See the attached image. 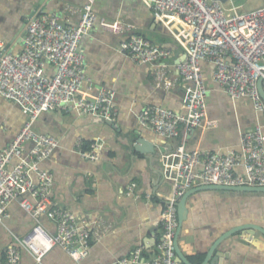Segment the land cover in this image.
Masks as SVG:
<instances>
[{
  "label": "crops",
  "instance_id": "1",
  "mask_svg": "<svg viewBox=\"0 0 264 264\" xmlns=\"http://www.w3.org/2000/svg\"><path fill=\"white\" fill-rule=\"evenodd\" d=\"M231 1L239 7L235 0ZM85 2L0 0V38L7 51L20 53L27 34L24 31L37 11L58 14L64 23L76 25L80 14L69 7L80 8ZM94 9L109 24L121 19L132 23L136 34L169 49L171 55L157 65L139 64L121 50L129 35L110 31L101 22H96L83 37L85 73L96 86L90 97L103 86L114 88L116 120L60 108L43 112L35 122V129L59 139V147L41 162L42 168L54 174L52 202L72 212L93 235L99 228V239L92 238L90 253L80 263L56 245L41 263L23 249V264H115L130 258L138 247L143 248L145 259L153 258L160 247L159 220L166 202L164 195L171 191V184L163 178L162 153L180 142L191 151L239 150L242 134L257 124L264 127V112H258L248 98L233 100L213 80L214 67L208 61L202 63L208 89V112L203 126L192 133L182 126L178 138L165 137L142 126L138 114L148 106L186 113L187 83L176 67L185 60L186 53L175 34L187 40L190 31L172 17L167 18L166 24L157 21L154 10L141 0H95ZM161 69L167 72L170 88L157 85L155 77ZM44 73L53 76L55 65L46 61ZM26 119L20 105L0 94V149L16 138ZM142 137L155 143L156 154L136 150L137 140ZM96 143L101 144L99 160L82 158L79 150H90ZM26 148L32 149L33 144L27 143ZM18 162L15 158L12 165ZM32 176L38 183L36 174ZM133 183L140 197L127 194ZM25 197L35 201L28 193ZM187 208L179 245L192 264H203L213 245L230 230L244 225L264 228V193L199 190L190 194ZM9 214L6 225L0 223V264L5 260L6 248L16 244L15 235L24 236L36 225L19 199L10 203ZM40 224L52 235L57 232L56 222L47 215L41 217ZM216 252L228 253V257H222L221 264H264V234L258 228L237 231L218 244L213 256Z\"/></svg>",
  "mask_w": 264,
  "mask_h": 264
},
{
  "label": "built area",
  "instance_id": "2",
  "mask_svg": "<svg viewBox=\"0 0 264 264\" xmlns=\"http://www.w3.org/2000/svg\"><path fill=\"white\" fill-rule=\"evenodd\" d=\"M154 10L157 21L167 18L180 20L190 31V38L177 40L184 47L186 59L178 68L187 83L186 113H177L160 106H148L138 114L142 126L158 134L178 138L183 126L187 133L204 125L207 116V85L202 63L213 65L212 77L233 99L252 100L258 112H264V99L259 91V80L264 86V6L240 11L225 8L219 0H141ZM95 0H86L80 8L69 10L80 14L76 25H68L58 14L39 10L27 26L23 49L9 52L0 38V94L21 106L27 116L16 138L0 149V223L6 225L10 217L9 205L19 199L21 206L36 221L24 236H16V244L5 250L2 264H23L21 251L27 250L41 263L56 245L61 246L78 263L90 253L92 238L99 239V228L94 235L81 226L76 216L52 202L54 174L41 167L59 147V139L36 131L35 122L43 112L73 108L83 114H93L115 121L116 90L101 87L90 97L95 82L85 73V56L81 42L96 22L115 33L129 38L122 42L121 50L139 64L157 65L171 55V51L135 33V25L124 19L109 24L94 9ZM56 67V73H44L45 62ZM157 85H172L164 69L157 72ZM86 85V89L83 87ZM27 143L33 148L27 150ZM101 144L90 150H79L82 158L96 161L100 158ZM19 162L12 165L13 159ZM165 182L171 191L164 195L165 206L160 217L161 239L158 253L151 259L143 257L138 247L130 258L115 264H183L176 251V235L180 225L179 202L188 190L203 185L264 186V127H256L241 136L240 149L225 153L188 150L184 142L164 151L160 156ZM242 170V172H240ZM33 173L38 183L34 182ZM136 184L127 194L140 197ZM31 195L35 201L26 194ZM47 215L56 222L57 232L48 233L40 224ZM96 236V237H94Z\"/></svg>",
  "mask_w": 264,
  "mask_h": 264
},
{
  "label": "water",
  "instance_id": "3",
  "mask_svg": "<svg viewBox=\"0 0 264 264\" xmlns=\"http://www.w3.org/2000/svg\"><path fill=\"white\" fill-rule=\"evenodd\" d=\"M223 3L228 2L229 0H219ZM34 15H32L30 18H32ZM25 33L27 32L24 31ZM25 33H23V37L25 36ZM185 59H186V55H185ZM259 91L261 93L262 98L264 99V86H263V78H261L259 80ZM135 148L137 151H140L142 153H146V154H156L158 151V147L155 145V143L145 139V138H139L137 140V143L135 145ZM206 189H215V190H224V191H233V192H258V193H264V186H223V185H203V186H198L193 188L192 190L188 191L184 197L181 199V201L179 202V228L177 231V235H176V251L178 254V259L179 261L183 262L184 264H192L188 258L185 256V254L183 253V251L180 248L179 245V236L180 233L182 231V227L184 222L187 219V214H188V208H187V200L190 196V194H192L195 191H199V190H206ZM249 228H258L263 234H264V228L262 227H258V226H254V225H244L240 228H234L232 230H230L228 233H226L225 235H223L216 244L213 245V247L210 249L207 258L205 259L203 264H221V260L223 256L228 257V253H223V252H216V255H214L216 248L218 246V244L223 241L224 239H226L228 236H231L232 234L236 233L237 231L240 230H246ZM152 240V239H149Z\"/></svg>",
  "mask_w": 264,
  "mask_h": 264
},
{
  "label": "rangeland",
  "instance_id": "4",
  "mask_svg": "<svg viewBox=\"0 0 264 264\" xmlns=\"http://www.w3.org/2000/svg\"><path fill=\"white\" fill-rule=\"evenodd\" d=\"M235 3L237 6H239L238 8L240 11H246L259 6H264V0H235ZM224 6L226 9L231 10L233 6L232 1L229 0L226 4H224ZM167 189L169 190L170 187L167 186Z\"/></svg>",
  "mask_w": 264,
  "mask_h": 264
}]
</instances>
